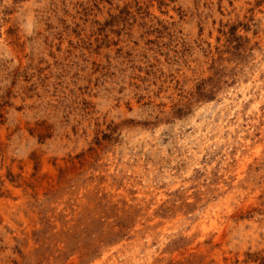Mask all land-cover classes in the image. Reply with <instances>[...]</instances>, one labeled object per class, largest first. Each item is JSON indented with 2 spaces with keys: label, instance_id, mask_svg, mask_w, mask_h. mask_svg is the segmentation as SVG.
Wrapping results in <instances>:
<instances>
[{
  "label": "rangeland",
  "instance_id": "374dc122",
  "mask_svg": "<svg viewBox=\"0 0 264 264\" xmlns=\"http://www.w3.org/2000/svg\"><path fill=\"white\" fill-rule=\"evenodd\" d=\"M264 0H0V264H263Z\"/></svg>",
  "mask_w": 264,
  "mask_h": 264
},
{
  "label": "trees",
  "instance_id": "16d2710c",
  "mask_svg": "<svg viewBox=\"0 0 264 264\" xmlns=\"http://www.w3.org/2000/svg\"><path fill=\"white\" fill-rule=\"evenodd\" d=\"M263 264H264V262H263Z\"/></svg>",
  "mask_w": 264,
  "mask_h": 264
}]
</instances>
